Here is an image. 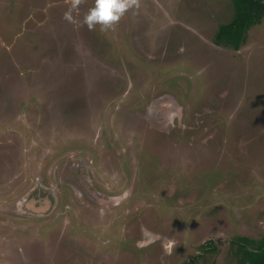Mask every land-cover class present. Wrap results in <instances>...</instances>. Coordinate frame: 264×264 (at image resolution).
<instances>
[{"label": "rangeland", "instance_id": "374dc122", "mask_svg": "<svg viewBox=\"0 0 264 264\" xmlns=\"http://www.w3.org/2000/svg\"><path fill=\"white\" fill-rule=\"evenodd\" d=\"M69 7L0 0V264H237L264 237V18L235 50L232 0L104 32Z\"/></svg>", "mask_w": 264, "mask_h": 264}, {"label": "trees", "instance_id": "16d2710c", "mask_svg": "<svg viewBox=\"0 0 264 264\" xmlns=\"http://www.w3.org/2000/svg\"><path fill=\"white\" fill-rule=\"evenodd\" d=\"M234 18L221 24L215 35V43L240 49L248 39V32L264 18V0H232ZM235 248L237 264H264V237L260 240L241 236L231 242Z\"/></svg>", "mask_w": 264, "mask_h": 264}, {"label": "clouds", "instance_id": "9594fccd", "mask_svg": "<svg viewBox=\"0 0 264 264\" xmlns=\"http://www.w3.org/2000/svg\"><path fill=\"white\" fill-rule=\"evenodd\" d=\"M84 3L85 0H70V7L64 13L63 19L72 25H86L90 31L99 25L102 32L114 30L125 13L140 7V0H95L94 6L88 9L81 21L73 13H78L80 6ZM144 231L151 235L148 230L145 229ZM174 244L175 241L168 242L167 251L169 254H171Z\"/></svg>", "mask_w": 264, "mask_h": 264}]
</instances>
